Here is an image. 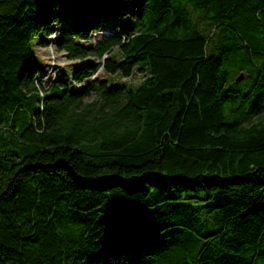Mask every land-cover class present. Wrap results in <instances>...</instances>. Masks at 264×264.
<instances>
[{
  "label": "trees",
  "instance_id": "1",
  "mask_svg": "<svg viewBox=\"0 0 264 264\" xmlns=\"http://www.w3.org/2000/svg\"><path fill=\"white\" fill-rule=\"evenodd\" d=\"M0 264H264V0H0Z\"/></svg>",
  "mask_w": 264,
  "mask_h": 264
},
{
  "label": "rangeland",
  "instance_id": "2",
  "mask_svg": "<svg viewBox=\"0 0 264 264\" xmlns=\"http://www.w3.org/2000/svg\"><path fill=\"white\" fill-rule=\"evenodd\" d=\"M57 12L61 15L66 13V7H65V3L63 1H59L58 6H57ZM107 15V16H106ZM108 15L110 16V13L104 14L103 16V24L104 25H109L111 26V17H108ZM38 37V33L35 32L33 39H36ZM34 62H36L38 64L37 67V72H41L42 69L45 70L40 73V75H38L42 80L44 84H47V81H49L54 73H56L55 69L57 67H59L57 70L62 69L63 72L67 71V69L69 68V65H71L74 62H77V58L74 59H68L65 58L60 51H57L56 49H54V47H50L48 44H46L45 46H36L34 44ZM55 71V72H54ZM143 70H138V69H132V71L128 74V75H124L121 76L115 72L113 73H108L103 71L102 69H98V73L97 75L99 76H105L107 78H117L118 80H125V81H130V82H136L142 75H143ZM88 78V77H87ZM67 80V86L68 87H72V88H78L81 85V82L79 81H73V80ZM95 94H93L92 92H89V94H87L85 96L86 99H90L93 98Z\"/></svg>",
  "mask_w": 264,
  "mask_h": 264
},
{
  "label": "built area",
  "instance_id": "3",
  "mask_svg": "<svg viewBox=\"0 0 264 264\" xmlns=\"http://www.w3.org/2000/svg\"><path fill=\"white\" fill-rule=\"evenodd\" d=\"M48 45L51 47V45L48 43ZM36 78H39L40 79V81H41V83H43V80L39 77V76H37ZM35 78V79H36ZM46 85V84H45Z\"/></svg>",
  "mask_w": 264,
  "mask_h": 264
},
{
  "label": "crops",
  "instance_id": "4",
  "mask_svg": "<svg viewBox=\"0 0 264 264\" xmlns=\"http://www.w3.org/2000/svg\"><path fill=\"white\" fill-rule=\"evenodd\" d=\"M36 46H40V47H42V45H38V44H35ZM35 49H33V51H34Z\"/></svg>",
  "mask_w": 264,
  "mask_h": 264
}]
</instances>
